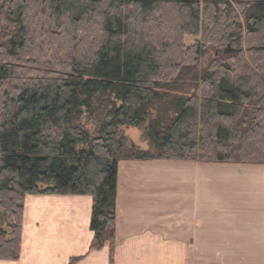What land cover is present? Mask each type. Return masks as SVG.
I'll use <instances>...</instances> for the list:
<instances>
[{
	"label": "trees",
	"instance_id": "1",
	"mask_svg": "<svg viewBox=\"0 0 264 264\" xmlns=\"http://www.w3.org/2000/svg\"><path fill=\"white\" fill-rule=\"evenodd\" d=\"M124 161L264 165V0H0V261L25 196L59 195L112 264Z\"/></svg>",
	"mask_w": 264,
	"mask_h": 264
},
{
	"label": "crops",
	"instance_id": "2",
	"mask_svg": "<svg viewBox=\"0 0 264 264\" xmlns=\"http://www.w3.org/2000/svg\"><path fill=\"white\" fill-rule=\"evenodd\" d=\"M112 264H264V165L124 161ZM89 196L27 195L19 258L110 264L89 252Z\"/></svg>",
	"mask_w": 264,
	"mask_h": 264
},
{
	"label": "rangeland",
	"instance_id": "3",
	"mask_svg": "<svg viewBox=\"0 0 264 264\" xmlns=\"http://www.w3.org/2000/svg\"><path fill=\"white\" fill-rule=\"evenodd\" d=\"M199 37H186L184 40V44L186 46H191L196 40H198ZM225 50H228L227 53H224ZM220 52H223L224 55H232L238 52L235 48L230 46L229 44L227 46H223L216 50L215 54L218 55ZM120 132L124 135H126V139L128 143H133L134 145L139 146L141 149H147V142L139 128L135 127H129V128H120ZM0 211V227H3V214Z\"/></svg>",
	"mask_w": 264,
	"mask_h": 264
},
{
	"label": "water",
	"instance_id": "4",
	"mask_svg": "<svg viewBox=\"0 0 264 264\" xmlns=\"http://www.w3.org/2000/svg\"><path fill=\"white\" fill-rule=\"evenodd\" d=\"M228 50H225L224 53H227ZM132 146L134 145L133 143L131 144ZM2 231V228H0V232Z\"/></svg>",
	"mask_w": 264,
	"mask_h": 264
}]
</instances>
